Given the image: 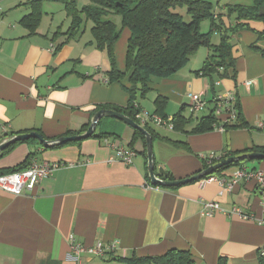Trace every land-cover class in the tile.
Listing matches in <instances>:
<instances>
[{"label":"crops","instance_id":"1","mask_svg":"<svg viewBox=\"0 0 264 264\" xmlns=\"http://www.w3.org/2000/svg\"><path fill=\"white\" fill-rule=\"evenodd\" d=\"M21 1L30 12L0 13V142L39 130L47 139L84 133L98 104H129V75L109 81L112 62L98 47L91 21L84 20L70 39L65 34L71 25L68 16L56 28L43 29L42 0V18L32 32L22 19L32 13L37 0ZM251 24L231 34L236 61L229 76H221L223 68L212 75L198 74L211 52L208 47L202 59H196L200 47L185 67L167 78L153 77L148 91L138 93L135 104L140 110L190 119L185 130L147 123L154 133L156 171L164 167L166 179L194 175L221 161L228 151L264 148V38L258 34L264 25ZM57 31L61 33L55 35ZM130 35V29L123 28L114 44L121 71L126 70ZM189 92L203 93L208 100L235 94L241 118L250 127L235 120L227 130L190 132L213 111V103L192 115ZM226 119L225 114L218 116L221 125ZM94 133L59 147H46L38 139L21 142L0 155V173L26 160L27 167L33 161L63 163L33 191L16 195L0 188V264H78L72 238L86 246L97 241L115 244L104 256L84 253L81 264H130L132 257L157 256L172 248L189 250L195 264H219L221 257L226 264H264V225L231 212L239 207L256 219L262 217L256 182L239 180L231 192L224 189L241 166L215 174L223 185L213 181L202 186L199 179L176 188L156 186L149 179L146 143L134 138L133 127L102 117ZM107 140L133 148V162L111 159L115 150ZM243 166L264 172V160ZM206 200L218 201L227 212L204 214Z\"/></svg>","mask_w":264,"mask_h":264},{"label":"trees","instance_id":"2","mask_svg":"<svg viewBox=\"0 0 264 264\" xmlns=\"http://www.w3.org/2000/svg\"><path fill=\"white\" fill-rule=\"evenodd\" d=\"M252 1V4L249 5L235 4L230 6L229 10L233 12L230 14L235 16V22L226 24L223 21L221 25H218L215 22L216 17L212 13V3L208 0H91L89 4L81 8L76 0H62L65 4L67 16L71 18L70 28L65 33L68 36L67 39L74 38L80 32L85 22L84 20L91 21L93 24L92 31L98 47L107 52L112 62V68L109 71V81H121L129 75L131 86L125 87L130 94L129 104L125 107L98 104L94 112L103 108H113L139 122L137 113L140 109L135 107L138 93L144 95L148 91L153 77L167 78L185 67L190 57L202 46L209 47L211 52L198 74L212 75L217 69L223 68L224 72L221 73V76H229V70L233 69L236 61L231 34L240 29L252 28V22H261L264 25V0ZM32 4V13L25 16L22 19V23L32 32H35L43 14L42 0L33 1ZM185 5H187L191 15V20L189 21L185 20L182 14L174 10L178 6ZM112 14L121 15V26L115 23L112 19ZM205 18H211L213 24L221 33V40L218 44L211 42L209 32L201 30L200 22ZM126 27L130 29L131 35L127 46L126 70L121 71L116 66L114 44L119 39L123 28ZM59 33L61 32L57 31L55 35ZM258 34L259 38H264V27L258 31ZM237 107L239 125L250 127L241 118L239 103ZM174 122L175 129L185 130V126L190 122V119H186L181 114H176ZM219 123L212 111L209 115L202 117L190 132L202 133L210 131ZM144 126L153 136L154 133L151 128L147 124ZM228 126H225V130H227ZM38 132L41 133L40 130ZM92 136H96V134L94 133ZM134 138H142L146 143L144 133L138 129H135ZM33 141H36V138L15 142L4 149L3 152H0V155L12 150L21 142ZM253 151L264 153V148H254L252 151L249 149L228 151L221 160ZM253 160L255 159H244L231 163L218 169L212 175L219 174L233 166H243ZM26 162L27 160L13 170L1 173H11L24 169L28 166ZM209 166L205 165L204 168L206 169ZM162 177L165 178L166 176L162 175ZM128 262L130 264H195L194 257L189 250L176 248H172L157 256H135L130 258ZM219 264H226L225 259L221 257Z\"/></svg>","mask_w":264,"mask_h":264},{"label":"built area","instance_id":"3","mask_svg":"<svg viewBox=\"0 0 264 264\" xmlns=\"http://www.w3.org/2000/svg\"><path fill=\"white\" fill-rule=\"evenodd\" d=\"M53 49H55L53 47ZM251 81L248 82V84ZM215 84H220V81H216ZM188 97L190 98V112L192 115L207 109L209 103H213V112L218 119V116L225 114L227 115L226 123L221 125L220 123L216 126L220 129H225V126L238 119V98L235 94H217L213 97L212 100H208L204 97L203 93L198 92H189ZM135 107L138 106L135 104ZM137 118L141 125L153 122L162 127H167L170 129L175 128L174 116L172 115H160L157 113H149L147 111L140 110L137 113ZM3 131L6 129L4 127ZM9 138L3 139V141ZM107 144L115 150L114 157L120 159L125 164H131L133 162V157L136 155V151L133 148H128L120 144L118 141H109ZM210 163L214 160V155H210ZM63 163L61 162H37L33 161L31 165L27 168L11 172V173H0V188L19 195L26 191H33L36 186L46 177L50 176L53 171ZM239 180L246 181H255L261 197V205L263 208V215L261 218L256 219L252 213L245 212L239 207H234L231 212L241 216L244 219L248 220H257L258 223L264 225V172L259 169H250L246 166H241L236 169L233 173V178L228 183L227 187L224 188L227 191L231 192L233 190L234 184ZM218 181L220 185H223L224 180L219 179L216 175H208L200 179V184L205 186L206 184ZM204 214L212 216L219 212H227L222 208L218 201L216 200H206L204 201ZM115 244L111 243L105 245L102 241H97L94 245L86 246L79 242H76L75 239H70V247L73 253V258L79 261L78 264H81V256L84 253L96 256H104L108 249H114ZM260 255L264 256V247L260 249Z\"/></svg>","mask_w":264,"mask_h":264},{"label":"water","instance_id":"4","mask_svg":"<svg viewBox=\"0 0 264 264\" xmlns=\"http://www.w3.org/2000/svg\"><path fill=\"white\" fill-rule=\"evenodd\" d=\"M102 117H115V118L121 119L129 126L133 127L134 129H138L144 133L146 137V146H147L148 174H149V179L153 185H162L166 187L179 186L182 184L192 182L194 180H199L205 176L213 174L214 172H216L218 169L222 168L223 166L229 165L231 163H234L240 160L264 159L263 152H259V151L248 152V153L225 158L215 164L210 165L206 169H203L202 171L194 175H191L189 177H186V178L173 179V180L166 179L162 177V175L168 176V171H166L164 167H159L158 172L156 171L153 136L150 133V131L144 125H141L139 122L135 121L127 114L120 112L118 110H115V109H107V108L100 109L94 114V116L92 117L90 126L84 133L70 135V136H62L57 139H47L46 137H44L43 134L37 131L20 133V134L14 135L13 137L5 141L0 142V152H3L4 149H6L9 145L15 142L25 141L30 138L38 139L46 147H53L55 145L65 144L70 141H76V140H82V139L88 138L94 134L97 124L100 118Z\"/></svg>","mask_w":264,"mask_h":264},{"label":"rangeland","instance_id":"5","mask_svg":"<svg viewBox=\"0 0 264 264\" xmlns=\"http://www.w3.org/2000/svg\"><path fill=\"white\" fill-rule=\"evenodd\" d=\"M212 3V13L216 17V23L218 25H221L223 21L229 22H235V16L230 13H233L229 10L230 6H233L235 4H252V0H208ZM21 0H0V13H16L17 15H21V13H28L30 12V7L28 8L23 3L21 4ZM78 3V6L81 8L86 4H89L91 0H76ZM65 4L62 2V0H46L44 4V14L45 18L42 23L43 29H47L50 25L59 26L62 24L64 19L67 17V13L64 10ZM63 7V8H59ZM175 11L182 14L185 18V20L189 21L191 20V15L188 10L187 5L185 6H178L174 9ZM54 12V13H53ZM47 13V14H46ZM47 15V17H46ZM54 17V23H52V19ZM112 19L115 21V23L118 26H121L122 17L119 14H112ZM15 20V19H14ZM11 21V23H15V21ZM17 21V20H16ZM255 23V22H254ZM200 28L203 32H209L210 38L212 43H219L221 40V33L219 32L218 28L213 24V21L211 18H205L200 22ZM208 50L207 46L201 47V54H198L196 56V59H202L203 53ZM99 130V129H98ZM258 161V160H253ZM253 161H249L248 163H253Z\"/></svg>","mask_w":264,"mask_h":264}]
</instances>
